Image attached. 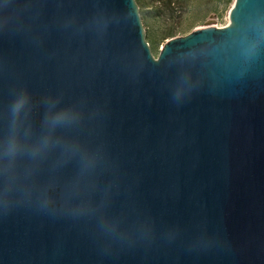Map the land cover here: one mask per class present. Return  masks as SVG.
Here are the masks:
<instances>
[{
    "label": "water",
    "instance_id": "95a60500",
    "mask_svg": "<svg viewBox=\"0 0 264 264\" xmlns=\"http://www.w3.org/2000/svg\"><path fill=\"white\" fill-rule=\"evenodd\" d=\"M0 264H264V0H0Z\"/></svg>",
    "mask_w": 264,
    "mask_h": 264
},
{
    "label": "rangeland",
    "instance_id": "374dc122",
    "mask_svg": "<svg viewBox=\"0 0 264 264\" xmlns=\"http://www.w3.org/2000/svg\"><path fill=\"white\" fill-rule=\"evenodd\" d=\"M235 0H136L155 56L170 39L207 27L229 24Z\"/></svg>",
    "mask_w": 264,
    "mask_h": 264
},
{
    "label": "clouds",
    "instance_id": "9594fccd",
    "mask_svg": "<svg viewBox=\"0 0 264 264\" xmlns=\"http://www.w3.org/2000/svg\"><path fill=\"white\" fill-rule=\"evenodd\" d=\"M21 107H22V103L18 102L17 104L14 105V111L18 112L21 109ZM64 118H65V114L63 113L58 114L56 117L53 118L52 123L57 124Z\"/></svg>",
    "mask_w": 264,
    "mask_h": 264
}]
</instances>
